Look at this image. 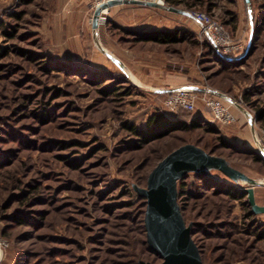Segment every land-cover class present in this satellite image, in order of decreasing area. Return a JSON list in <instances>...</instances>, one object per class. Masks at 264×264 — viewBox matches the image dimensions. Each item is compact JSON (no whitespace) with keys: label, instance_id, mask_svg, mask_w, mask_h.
Here are the masks:
<instances>
[{"label":"rangeland","instance_id":"rangeland-1","mask_svg":"<svg viewBox=\"0 0 264 264\" xmlns=\"http://www.w3.org/2000/svg\"><path fill=\"white\" fill-rule=\"evenodd\" d=\"M161 7L135 10L132 30L110 10L94 28L93 0H0V264H160L148 249L141 194L157 165L186 144L234 171L182 155L184 167L167 175L204 263L264 264V213L249 217L248 196L229 194L264 182L260 154L234 140L238 113L213 133L190 127L209 123L199 118L208 115L202 104L171 115L164 101L174 88L154 92L166 77L209 87L242 99L255 131L264 130V0H222L212 12L206 2ZM192 11L223 24L240 49L213 48ZM147 24L164 29H136ZM164 33L178 41H141ZM121 46L134 51L128 64L111 56H127ZM157 113L189 127L150 142L125 128L144 129Z\"/></svg>","mask_w":264,"mask_h":264},{"label":"water","instance_id":"water-1","mask_svg":"<svg viewBox=\"0 0 264 264\" xmlns=\"http://www.w3.org/2000/svg\"><path fill=\"white\" fill-rule=\"evenodd\" d=\"M126 2L129 1H112L99 7L94 14V27H98V18L103 9ZM148 5L161 7L154 3H148ZM169 10L186 14L184 11L174 8H169ZM252 130L256 144L261 154L264 155V146L259 141L253 124ZM182 155L194 156L199 162L212 165L221 172H234L232 169L229 171L224 164L219 163L215 157L202 148L192 144L181 146L165 157L150 174L147 189L141 194L147 200L145 215L147 243L150 251L162 259L160 264H205L199 247L192 237V228L186 224L183 218L176 199L175 187L167 180V175L170 172L184 167L183 163L176 162V159ZM197 171L199 172V170ZM250 182V187L245 191L252 213L263 214L264 206L259 205L255 197V188L261 183L255 180H250ZM140 264L152 263L141 262Z\"/></svg>","mask_w":264,"mask_h":264},{"label":"built area","instance_id":"built-area-1","mask_svg":"<svg viewBox=\"0 0 264 264\" xmlns=\"http://www.w3.org/2000/svg\"><path fill=\"white\" fill-rule=\"evenodd\" d=\"M112 1H134L140 3H154L159 6L165 5V0H93V3L97 10L103 4ZM108 11L109 8L101 11L98 18V26L101 25L103 14L108 13ZM189 16L201 25L204 34L211 40L212 44L216 47L223 48L226 54L233 51L236 53L240 49V47L230 45L229 34L226 27L223 24L216 22L207 13L192 11L189 12ZM200 104L208 110V115L204 114L202 117L210 124H234L237 122L236 110H241L246 115L248 122H250V126L252 127V124L254 125L252 115L244 107L242 99L233 98L209 87H204L202 89L194 87L175 88L169 91L164 101L165 111L171 115L179 113H196L199 110ZM256 134L259 141L264 146V130L260 132L256 131ZM258 154L264 158V155L261 154L260 150H258Z\"/></svg>","mask_w":264,"mask_h":264},{"label":"crops","instance_id":"crops-1","mask_svg":"<svg viewBox=\"0 0 264 264\" xmlns=\"http://www.w3.org/2000/svg\"><path fill=\"white\" fill-rule=\"evenodd\" d=\"M167 8L169 10V8H171V7H167ZM156 9H158V10L159 9H164V7L151 6V5H148V3H134V2H131V1L126 2V3H119V4L113 5V6H111L109 8L110 13H111L110 20H113L117 24H121L119 22H124L126 25H124V24H121V25H124L128 29L134 30L135 23H134V20H133V17H134L133 15H134L135 10L157 11ZM175 10H177V9H175ZM169 11L173 12V13H176V14H179V15H183L182 13H179V12H175V11H171V10H169ZM188 17H190V16H188ZM125 19H126V21H125ZM92 24L94 26V23H92ZM136 29H143L144 31H155V30L164 29V28H160V27L155 26V25L147 24V25H144V26L136 28ZM181 29L193 31V29H188V28H185V27H181ZM95 35L97 36L98 34L96 33ZM120 39L124 40L123 42H130V43H132L134 41L133 38H132L133 39L132 40V39H129L127 37H125V38L123 37V38H120ZM95 41H96V44H97V40H95ZM102 45H103L102 48H103V50L106 53L109 52L108 51V46H113L114 47V45L111 42L106 44L108 46H105L104 43H102ZM117 49H120L122 54L126 53L127 56L123 55L122 57H119L116 54L114 55L113 52L111 53V56L117 58L122 64H128L131 61V59L133 58V56H134V51L133 50H129V48L124 49V46L118 47ZM138 78H139L140 81L144 82L140 77H138ZM183 83L184 82H181V81L180 82H176V83L175 82L172 83V80L170 79V77H166L165 80H163V84L167 85V86L156 88L157 90L154 91V92H164L165 89H168V88H166V87H168V85H170L174 89L175 88H181V87H194V88H197V89H202V87H196V86H193L192 84H183ZM236 112L238 113L237 115L239 117V121L240 122H239V124L237 126L232 128V130L234 131L233 135L235 137V139L232 138V140L234 139L235 141H237L238 143L243 144V145H249L258 154V150H259L258 146L257 145H255V146L252 145V143L254 144V142L252 141V139H251V142H250L249 141L250 140L249 136H247V127L245 126V122H247L246 115L241 110L240 111H236ZM251 137H252V134H251ZM257 182L261 183V185L255 188L256 202L258 204H260V205H264V190H262V191L258 190L259 188L264 189V182L263 183H262V181H257Z\"/></svg>","mask_w":264,"mask_h":264},{"label":"trees","instance_id":"trees-1","mask_svg":"<svg viewBox=\"0 0 264 264\" xmlns=\"http://www.w3.org/2000/svg\"><path fill=\"white\" fill-rule=\"evenodd\" d=\"M219 1H222V0H166L167 4L171 7H179V6L184 5L188 9H191L198 5H203L206 2L209 5V8H208L209 12H212L218 6ZM141 41H149V42L156 41L160 43H173V42L178 41V38L177 36L170 37L168 33H164L163 36H154V35L153 36H143L141 38ZM210 44L214 48V45L212 44V42H210ZM0 52H1V49H0ZM185 114H191V113H185ZM199 118L202 120L203 119L202 115H199ZM202 125L208 126L210 132L219 133L218 128L214 126L218 124L212 125L206 122H202V121L200 122L199 119L198 121L191 120L190 127L197 128V127H201ZM187 127H189V125L181 124L179 122H174L173 120H171L170 118H167L165 114H162V113H157V114L150 116L147 121L146 128L144 129L135 127L132 124H128V123L125 124V128L128 129L133 135L137 136L138 139L143 142H147V141L150 142L152 140H158L161 138H165L169 134L175 131H178V130L186 129ZM258 156H259L260 161H264V158L262 156L260 155ZM230 189H233V190H231L229 194L232 195V197L235 200H243L247 195L245 190L242 191L233 186H231ZM244 204L247 205L248 208L250 209L247 215L249 217L254 216L255 214L252 213L248 200L244 202ZM182 210L183 209L181 208V211ZM148 249H149V246H148Z\"/></svg>","mask_w":264,"mask_h":264},{"label":"bare ground","instance_id":"bare-ground-1","mask_svg":"<svg viewBox=\"0 0 264 264\" xmlns=\"http://www.w3.org/2000/svg\"><path fill=\"white\" fill-rule=\"evenodd\" d=\"M99 24V23H98ZM222 179V178H221Z\"/></svg>","mask_w":264,"mask_h":264}]
</instances>
